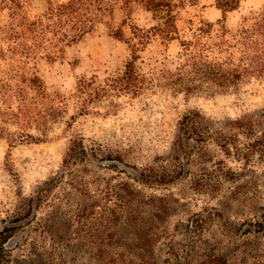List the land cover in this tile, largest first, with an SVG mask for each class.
Returning <instances> with one entry per match:
<instances>
[{"label":"rangeland","instance_id":"rangeland-1","mask_svg":"<svg viewBox=\"0 0 264 264\" xmlns=\"http://www.w3.org/2000/svg\"><path fill=\"white\" fill-rule=\"evenodd\" d=\"M69 1L0 0L1 264H264V80L187 97L157 86L83 114L73 95L79 79L121 73L129 44L141 72L173 71L201 20L220 30L214 0ZM262 10L240 0L225 26ZM167 15L177 38L145 37ZM79 138L119 159L63 165Z\"/></svg>","mask_w":264,"mask_h":264},{"label":"trees","instance_id":"trees-1","mask_svg":"<svg viewBox=\"0 0 264 264\" xmlns=\"http://www.w3.org/2000/svg\"><path fill=\"white\" fill-rule=\"evenodd\" d=\"M140 1H143L146 8L165 6L170 10L174 0ZM74 2L78 0H70L66 8L71 9ZM239 3L240 0H214V6L220 11V17L216 20L220 24V30L212 33V23L201 20L192 38L181 43L180 60L171 72L163 73L153 70H149L146 74L141 72L137 64L138 48L129 44L130 56L124 64V69L110 78V82L99 85L91 79L77 81L73 95L79 102V114L86 113L87 103H93L111 95L125 94L135 97L157 86L166 87L172 93H183L187 97L197 93L212 95L229 90L236 91L241 84L252 79L264 80V10L255 16L244 17L241 26L231 33L225 26V15L236 9ZM78 30L82 32L81 28ZM146 33L147 38L157 36L161 40L168 41L177 38L174 21L170 15L166 16L160 27L152 26L146 30ZM31 81L36 80L32 78ZM36 85L39 86V84ZM191 121L192 117L185 114L178 125L181 124V128L184 129L185 123ZM179 136L181 137L180 134ZM26 137L32 138L29 135ZM180 137L179 140H181ZM86 155L95 161L119 159V156L103 154L100 146L86 148L82 144V138H79L71 141L66 153L67 159L63 160L65 163L63 165L66 166L69 161L86 157ZM106 165L109 166L108 168L119 166L111 161ZM79 183L74 175L68 182L73 192L77 194L81 193ZM41 193L40 188L34 198L27 199L26 205L34 206V199L35 202L40 199ZM11 229L1 228L0 248H5Z\"/></svg>","mask_w":264,"mask_h":264}]
</instances>
